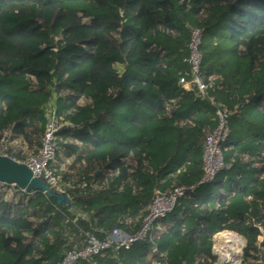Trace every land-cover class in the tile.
<instances>
[{
  "label": "trees",
  "instance_id": "obj_1",
  "mask_svg": "<svg viewBox=\"0 0 264 264\" xmlns=\"http://www.w3.org/2000/svg\"><path fill=\"white\" fill-rule=\"evenodd\" d=\"M218 111L229 168L201 184ZM52 116L59 186L1 198L0 264L134 234L155 192L180 186L194 188L144 240L76 264H218L226 231L245 239L242 264H264V0H0V155L24 163Z\"/></svg>",
  "mask_w": 264,
  "mask_h": 264
},
{
  "label": "built area",
  "instance_id": "obj_2",
  "mask_svg": "<svg viewBox=\"0 0 264 264\" xmlns=\"http://www.w3.org/2000/svg\"><path fill=\"white\" fill-rule=\"evenodd\" d=\"M202 30L195 29L192 32V38L189 45L190 57L189 63L192 67V71L195 75L199 73L201 66V55L199 53V47L201 44ZM181 84L189 86L190 83L184 79L180 80ZM194 83L199 85L201 91L206 90V86L195 76ZM218 126L210 132L205 140L204 154H203V177L200 181L201 184L211 182L216 175L229 168L224 162L223 156V143L226 141L229 135V126L227 122V113L218 111ZM62 125H60L55 116H52L46 129L42 135L41 148L33 155H30L24 164L30 169L35 178L43 180V182L51 189L59 186V177H57L51 167L56 163L58 146H57V135ZM15 190V185H10ZM194 187L180 186L173 189L169 194L162 192H155L154 199L150 205L148 214L143 218L141 228L134 234H129L122 229L115 228L108 232L104 238H100L97 235H90L86 242V245L74 250L66 251L62 256L60 264H76L78 261L89 258L94 255H99L112 248L116 249H129L133 244L144 240L148 233L153 228V225L159 219L166 217L176 206L179 199L183 198L188 190H192ZM225 232L224 234H228ZM231 236L234 233H229ZM238 237L239 235L235 233ZM233 235V236H235ZM239 238V237H238ZM216 242V239H215ZM233 249L227 247L224 244L222 249L223 253L219 258L218 264H224L233 258L230 255L237 252L240 245V239H234L232 242ZM215 249V246H214ZM241 249V248H240ZM216 253V251H215ZM231 253V254H230ZM217 254V253H216ZM226 255V256H225ZM224 256V257H222ZM230 262V261H229Z\"/></svg>",
  "mask_w": 264,
  "mask_h": 264
},
{
  "label": "water",
  "instance_id": "obj_3",
  "mask_svg": "<svg viewBox=\"0 0 264 264\" xmlns=\"http://www.w3.org/2000/svg\"><path fill=\"white\" fill-rule=\"evenodd\" d=\"M0 183L15 185L20 189L42 190L50 192V188L39 178H35L30 169L24 164L7 156L0 155ZM224 264H230L229 261Z\"/></svg>",
  "mask_w": 264,
  "mask_h": 264
},
{
  "label": "rangeland",
  "instance_id": "obj_4",
  "mask_svg": "<svg viewBox=\"0 0 264 264\" xmlns=\"http://www.w3.org/2000/svg\"><path fill=\"white\" fill-rule=\"evenodd\" d=\"M57 161V160H56ZM11 188H12V186H10V185H8V184H4V183H0V200H1V198L2 197H5L6 195H8L7 193L9 192V190H11ZM226 232H229V231H226ZM225 232H223V233H220V234H218L217 236H216V242H215V249H214V251H216V253H217V255H218V257L220 258L221 257V255L219 254V253H222L223 255L224 254H228V253H223V251H222V249L224 248L223 246H224V244L227 246V247H229V248H232L233 247V245H232V242H233V240L235 239V237H236V239H240L241 240V243H243L240 247H239V249H238V251L237 252H235V253H233V255H230V256H233V257H228L229 259L230 258H233V259H230L229 261H230V264H242L243 263V258H242V255H243V252H242V249L244 248V246H245V239L243 238V237H241V236H236L235 235V233L234 234H232V235H235V236H230V232L228 233V234H224ZM233 233V232H232ZM223 234V235H222ZM229 235V236H228ZM232 240H231V239ZM226 239V240H225ZM231 245V246H230ZM233 249V248H232ZM240 251H241V253H240ZM236 253H237V255H236ZM231 254V253H230ZM226 256V255H225ZM222 257H224V256H222ZM240 260V261H238V260ZM220 260V259H219ZM236 260V261H235Z\"/></svg>",
  "mask_w": 264,
  "mask_h": 264
},
{
  "label": "bare ground",
  "instance_id": "obj_5",
  "mask_svg": "<svg viewBox=\"0 0 264 264\" xmlns=\"http://www.w3.org/2000/svg\"><path fill=\"white\" fill-rule=\"evenodd\" d=\"M230 233H231V232H230ZM222 235H223V234H222ZM228 236H229V235H228ZM230 236H231V235H230ZM232 236H233V235H232ZM232 236H231V237H232ZM230 239H231V238H230ZM235 239H236V237H235ZM225 240H226V239H225ZM231 240H232V239H231ZM242 244H243V243H241V245H242ZM241 245H240V246H241ZM230 246H231V245H230ZM233 247H234V246H233ZM233 247H232V248H233ZM239 250H240V249H239ZM238 252H239V251H238ZM240 253H241V251H240ZM236 255H237V253H236ZM231 257H233V256H231ZM237 260H238V259H237ZM235 261H236V260H235ZM238 261H240V260H238Z\"/></svg>",
  "mask_w": 264,
  "mask_h": 264
},
{
  "label": "crops",
  "instance_id": "obj_6",
  "mask_svg": "<svg viewBox=\"0 0 264 264\" xmlns=\"http://www.w3.org/2000/svg\"><path fill=\"white\" fill-rule=\"evenodd\" d=\"M187 88H189V86H188ZM13 192H15V190H14L13 188H11V190H9L8 193H13ZM215 239H216V238H215ZM214 252H215V251H214Z\"/></svg>",
  "mask_w": 264,
  "mask_h": 264
}]
</instances>
